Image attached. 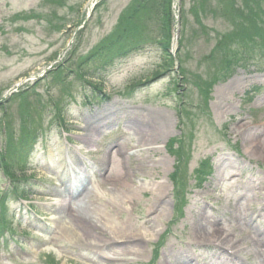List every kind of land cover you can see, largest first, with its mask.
<instances>
[{
    "label": "rangeland",
    "instance_id": "obj_1",
    "mask_svg": "<svg viewBox=\"0 0 264 264\" xmlns=\"http://www.w3.org/2000/svg\"><path fill=\"white\" fill-rule=\"evenodd\" d=\"M217 2L0 0V235L10 243L0 264H264V0L227 11ZM161 23L173 31L170 58ZM118 30L143 51L117 60L96 90L82 75L108 61L80 56ZM229 51L244 60L222 82ZM32 140L26 158L21 146ZM72 171L96 194L75 190L67 210L110 236L153 228L140 251L103 258L108 239L68 214L76 239L56 236L53 207Z\"/></svg>",
    "mask_w": 264,
    "mask_h": 264
},
{
    "label": "bare ground",
    "instance_id": "obj_2",
    "mask_svg": "<svg viewBox=\"0 0 264 264\" xmlns=\"http://www.w3.org/2000/svg\"><path fill=\"white\" fill-rule=\"evenodd\" d=\"M164 120V119H163ZM90 125L87 126L89 133L92 132V129L94 126H91L92 124L95 125V123L93 121H91V123H88ZM90 126V127H89ZM89 140L88 135H86V140L84 145L86 146L87 144L89 145V143L87 142ZM81 172H85L82 169H80ZM74 174H76V171H72ZM93 173V172H91ZM77 175V174H76ZM76 175H67V181H66V187L64 186V189L66 190H59V193L61 192V194H65V191H69L71 189H75L78 190V188L81 189V182L80 179L76 176ZM160 188L163 190L162 185L158 186L159 192L161 193ZM87 192V196L86 199L90 200L92 197L95 196L96 194V189L91 188L90 190H88L87 188H84L82 192ZM58 193V194H59ZM63 196H60V199ZM126 198V197H125ZM157 199V198H155ZM122 200V198H114V200L111 202L112 203H116ZM62 203V202H60ZM70 203H68L69 205ZM68 207L63 208V207H58L54 206L53 207V211H55L56 209V213L57 215H59L58 218L54 219V226L56 228V236H58L60 239L62 240H66V241H70V240H74L76 239L74 232L72 231V227H67L64 225V223H62V219L63 216H66L67 214L73 219V221H77L78 223H80L81 226L83 227H89L92 228L94 233H97L99 236L107 238L108 241L105 244V246L103 247H99L97 248L98 251H100L104 257L108 259L109 261H118V260H126L127 258H129L130 254L132 251H140V243L145 242V240L148 239L149 236H151L153 234V228H149L146 227L144 229L141 228V230H144V232L139 231L136 233H132L130 232L125 226H121L117 232H112V235L114 236H110V234H107V232H105L102 229H99V227L95 224V223H91V220L88 216H86L84 213L80 212V211H68L67 210ZM135 244V245H134ZM134 245V246H133ZM133 246V247H132ZM109 249L108 253H111L112 251H114L112 254V257H109L106 255V252L104 250ZM115 250L117 252H115ZM143 251V249L141 250ZM189 262L184 263V264H189Z\"/></svg>",
    "mask_w": 264,
    "mask_h": 264
},
{
    "label": "trees",
    "instance_id": "obj_3",
    "mask_svg": "<svg viewBox=\"0 0 264 264\" xmlns=\"http://www.w3.org/2000/svg\"><path fill=\"white\" fill-rule=\"evenodd\" d=\"M218 2V5L222 4V6L225 8V10L227 11V8L228 6H231L232 8L234 9H238L237 7V3H238V0H234V2L232 3H229L228 0H217ZM164 13H162L161 15H163ZM228 18H226L227 20ZM236 23H233V27L235 26ZM264 24V22L262 23ZM160 29H161V34L158 38L159 40V44H160V47L162 48L163 50V53H164V56H169L170 58V55H169V49H170V39H171V29L170 27L166 26V24L164 23H161L160 24ZM125 31H122V30H118L117 32H115L114 34V38L107 44L101 46L100 48L96 49L95 51H92L90 53V55L88 54L87 56L83 57V56H80V61L83 62L84 60H86V62L88 61H91L92 59H94V61L96 59H98L97 61H108L105 65L102 66V69L100 70H93L89 75L87 74H83L82 75V78H85V79H89V80H96V82H99L98 84H92V82L90 81L89 84L90 85H93V87H101L102 86V81L103 80H100L102 77L100 76V74H106L104 77L108 76L110 74V71L113 69V63L115 62L116 59H119V58H125L123 57L125 54H129L130 52H134V51H137L138 49H140L141 47L138 46V45H141L143 42H139V41H134L132 42H126L125 41ZM243 45V44H242ZM129 46H131V48L129 49ZM219 46H225L222 42H220L217 47ZM180 48H182L181 50H179V57L180 55H182L183 53V49L184 47L182 46V43H180ZM142 49V48H141ZM227 59L229 58H233L234 59V64L232 66H230V64H225L224 65V68H222V75L220 76L221 78V81L225 80L226 78H228V76H230L231 74L234 73V69H236L240 64H241V60H244V57H240V54L238 52H231L229 51L226 56ZM181 59V58H180ZM179 59V60H180ZM182 61V59L180 60V62ZM230 66V67H229ZM104 67V68H103ZM107 67H111V68H107ZM233 69V70H231ZM103 70V71H101ZM183 70V69H182ZM181 70V72H182ZM169 71V70H168ZM79 73H80V70H79ZM161 73L160 72H157V74L159 75ZM61 75H62V72H61ZM156 75V74H155ZM185 79L188 80V73L183 70V74ZM63 77L60 76L58 78V80H62ZM88 80V81H89ZM62 82V81H61ZM175 78H172L170 80V83L173 85L175 84ZM12 134V133H10ZM33 144H34V141L32 140L30 146H28V142H26L25 144H23L21 147H22V155L24 154L25 157H30L34 151L33 149ZM28 146V147H27ZM25 147L26 149H28L27 152L24 153L25 151ZM21 150V148H20ZM12 177H14V175H12ZM6 201V199H5Z\"/></svg>",
    "mask_w": 264,
    "mask_h": 264
}]
</instances>
